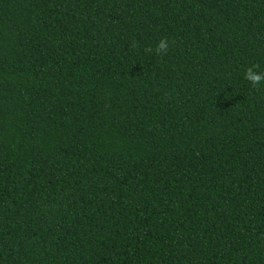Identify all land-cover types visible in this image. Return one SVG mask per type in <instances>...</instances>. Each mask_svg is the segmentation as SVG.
Segmentation results:
<instances>
[{
  "label": "trees",
  "instance_id": "1",
  "mask_svg": "<svg viewBox=\"0 0 264 264\" xmlns=\"http://www.w3.org/2000/svg\"><path fill=\"white\" fill-rule=\"evenodd\" d=\"M253 65L264 0H0V264H264Z\"/></svg>",
  "mask_w": 264,
  "mask_h": 264
},
{
  "label": "clouds",
  "instance_id": "2",
  "mask_svg": "<svg viewBox=\"0 0 264 264\" xmlns=\"http://www.w3.org/2000/svg\"><path fill=\"white\" fill-rule=\"evenodd\" d=\"M135 46V42L133 44ZM169 49V40L167 38L161 39L156 48L148 49V51H154L156 55H166ZM258 67L257 65H253L249 67L244 74V79L247 80L254 88L264 84V72H257L253 69Z\"/></svg>",
  "mask_w": 264,
  "mask_h": 264
}]
</instances>
